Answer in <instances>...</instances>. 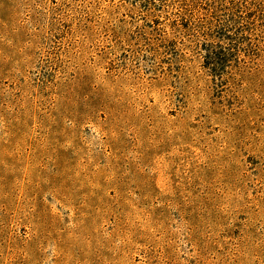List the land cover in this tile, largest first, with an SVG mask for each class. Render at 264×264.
I'll return each mask as SVG.
<instances>
[{
  "label": "rangeland",
  "instance_id": "obj_1",
  "mask_svg": "<svg viewBox=\"0 0 264 264\" xmlns=\"http://www.w3.org/2000/svg\"><path fill=\"white\" fill-rule=\"evenodd\" d=\"M123 2L0 0V264H264V68Z\"/></svg>",
  "mask_w": 264,
  "mask_h": 264
},
{
  "label": "trees",
  "instance_id": "obj_2",
  "mask_svg": "<svg viewBox=\"0 0 264 264\" xmlns=\"http://www.w3.org/2000/svg\"><path fill=\"white\" fill-rule=\"evenodd\" d=\"M133 12L164 24L140 49L167 54L186 47L202 57L213 80L230 85L264 68V0H124ZM130 5V6H129ZM86 28L88 27L85 24ZM179 54V52H178ZM167 57L171 62L172 57ZM170 64V63H169Z\"/></svg>",
  "mask_w": 264,
  "mask_h": 264
}]
</instances>
